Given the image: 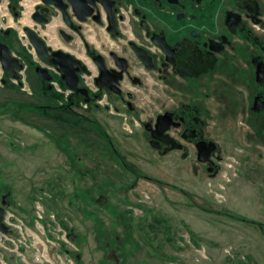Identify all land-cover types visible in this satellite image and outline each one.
Instances as JSON below:
<instances>
[{
	"label": "flooded vegetation",
	"instance_id": "obj_1",
	"mask_svg": "<svg viewBox=\"0 0 264 264\" xmlns=\"http://www.w3.org/2000/svg\"><path fill=\"white\" fill-rule=\"evenodd\" d=\"M6 3L8 13L0 16L8 23L0 24L3 85L26 86L27 72L38 64L52 76L46 80L37 71L48 92L67 97L61 107L81 113L82 103L89 111L93 102L136 116L149 154L176 161L195 179H217L229 145L238 160L255 152L264 159V0H74L85 21L72 8L65 18L56 7L46 24L33 17L43 0H0ZM25 27L81 61L79 86L88 89L90 101L66 85L60 66L41 59ZM18 36L28 40L25 55ZM2 44L19 58L22 67H13L18 76L4 69Z\"/></svg>",
	"mask_w": 264,
	"mask_h": 264
},
{
	"label": "rangeland",
	"instance_id": "obj_2",
	"mask_svg": "<svg viewBox=\"0 0 264 264\" xmlns=\"http://www.w3.org/2000/svg\"><path fill=\"white\" fill-rule=\"evenodd\" d=\"M7 25L6 22L2 23L3 27ZM21 30L18 29L20 35L23 33ZM18 40L22 47L20 51L25 55L28 40L24 36L23 40L18 36ZM32 66V73L31 69L27 72L26 86L17 85L18 90L2 88L0 80V189L5 192V186H10L13 192L10 197L0 195V205L5 207L4 220L6 219L7 224L5 221L4 223L9 227V232H0V264H13L12 252L17 260H21L18 264H76L73 251L75 256L76 252L81 254L83 264H107L101 251L92 253L96 243L90 241L93 233L88 230L93 229L97 221L110 228L112 209H86L81 195L92 192L91 182L87 185L90 178L78 175L71 179L60 174L58 168L55 169V164L65 167L66 158L57 145L47 139L44 131L35 129L38 126L50 128L40 121L39 111L36 114L28 108V103L33 100L39 103L42 100L36 95L25 96L34 93L28 76H38L35 68L38 64L33 63ZM83 80L85 82V78ZM90 105L89 111L85 103L80 107L84 109L83 112L95 110V117L105 122L109 129L107 131L126 155L125 159L131 170L144 175L136 179V190L129 193L130 200L144 203L151 210L175 221L177 241L164 243V249L161 250L168 252L165 257L168 256L169 260L165 259L164 262L163 255L156 254L155 245L148 244L145 234L141 235L144 240L141 238L133 245H126L127 260L132 261V264H264V159L255 152L247 161L241 158L238 160L232 145H229L219 177L214 181L195 179L190 172L180 170L176 161L157 159L149 154L140 142L141 127L136 116L132 117L126 112H109L103 107L97 111L96 104L90 102ZM82 126L85 129L90 127ZM58 127L56 130H60ZM51 130L53 131L52 128ZM69 132L60 130L58 137ZM96 136L89 139L91 144L100 146L101 140ZM101 138L105 140L103 136ZM229 139L232 141L231 134ZM34 142L39 143L38 148L31 147ZM105 149L102 146L101 151H106ZM113 164L108 162L107 174L100 173L98 180L108 185L107 192L112 195L114 202V194L109 187L125 190L133 181V174L128 170L124 171L119 163L115 166ZM230 164H233L232 168ZM111 165L112 170L109 168ZM92 169L101 172L95 165ZM51 178L59 181V187L63 191L76 194L77 207L70 206L63 197H55L54 192L49 189ZM45 180L47 185L44 186L49 188L39 191ZM53 200H59L58 205ZM187 201L196 207L183 206ZM142 209L136 208L135 213L142 214ZM95 213L98 214L97 217L93 216ZM33 214L35 219L26 222L27 217H34ZM51 214L57 219L51 218ZM59 215H62L68 228L58 219ZM152 217H148L150 223L154 221ZM75 223L83 233V238H88L85 242L89 245L85 248L81 243L77 247L73 241L68 240H72L69 228ZM151 230L155 237L161 234L154 223H151ZM196 234L206 237L207 241L197 239ZM134 235H138V232ZM25 248L30 251L24 252Z\"/></svg>",
	"mask_w": 264,
	"mask_h": 264
},
{
	"label": "crops",
	"instance_id": "obj_3",
	"mask_svg": "<svg viewBox=\"0 0 264 264\" xmlns=\"http://www.w3.org/2000/svg\"><path fill=\"white\" fill-rule=\"evenodd\" d=\"M49 30H50L51 38L52 37L54 38V36H56L55 28L52 27ZM43 36L46 37L45 35ZM30 73H32V71H30ZM28 77H29V83H31V85L33 86L34 93L28 95L26 94L25 96L36 95L37 98L38 97L40 98V101L42 100L39 103L32 99L34 102L32 101V103L31 102L28 103V108L34 111L35 113L39 111L40 114L38 112L37 113L41 115L40 121L44 122L45 124H47L48 127H50L47 129L45 127L43 128L38 126L35 127V129L44 131L47 139L55 143L59 148L60 153L66 158V162L64 165L65 167L55 164V169L57 170L58 168L61 171L60 174L67 175L71 179L76 178V176L78 175H80L81 177L86 176L87 178L88 177L90 178L87 181V185L92 184L93 186L92 192L89 191L84 192L83 196L81 195V197L83 198L81 200L83 201V205L86 206V209H90V210L99 209V208L101 209V207H104L107 210L112 209L111 211L112 225L110 226V228H108L107 225L97 221V223L92 227L93 229L88 230L93 233V239L90 241L91 242L95 241L96 243L95 244L96 249L94 248L95 251L92 250V253L101 251L104 257V261L107 264H132V261L127 260V258L125 257V249L127 247L126 245L128 244L133 245L137 243L138 240L140 241L141 238L142 240H144L143 237H141V235L144 236L145 234L144 237L145 238L147 237L146 239L148 244L153 246L155 245V248L157 250L156 254L157 255L162 254L163 261L165 259L169 260L168 256L165 257V253L168 252L165 251L162 252L161 250L164 249L163 248L164 243L167 244V242H171V241L175 243L177 241L176 238L177 235L175 236V232H174L175 221H172L170 218L164 216L158 211L151 210L150 208L146 207L144 203L143 204L137 203L136 200L135 201L130 200L129 193L133 192V190L134 191L136 190V186H137L136 181L138 180L139 177H143L144 175L143 174L141 175L139 174V172L137 173L136 171L131 170V168L129 167V163L126 161V159L123 158L122 155L120 157L118 156V154L114 149L120 150V148L118 147V144H116L114 138H112L111 134L108 132L109 129L105 126V122H103L102 120H98L95 117L94 115L95 110L91 112L78 113L71 109L61 107L62 104H65L67 102V97L63 95L61 96L60 94H57L55 91L53 94L52 92L51 93L48 92V88L46 84L42 80H40L38 76H34L33 74H30ZM1 87L10 88L11 90L19 89L18 86L13 87L10 85H2ZM100 110L101 109L98 108L97 111ZM5 112L6 111H4V113ZM1 113L3 114V111ZM82 125H85L87 127L90 126V127L89 129H85L86 127ZM57 126H59L58 128H60V130H68L70 132L68 134L65 133L66 135L62 137H58L60 130H56ZM51 128L53 129V131L51 130ZM78 128L80 129L79 131L80 134L78 132ZM37 134L39 133L37 132ZM95 134H97L98 136H96ZM91 136L93 137L96 136L98 137V139L101 140V144H100L101 147L98 145L91 144L92 143V141H90L92 139ZM102 136L104 137L105 140H102L101 138ZM102 146L106 147L107 150L106 149L105 150L107 152L103 150L101 151ZM31 147L38 148L39 143L34 142L33 146ZM108 162H113L114 163L113 166L119 163V165L124 169V171L128 170L130 171V173L133 174L132 175L133 181H135V182L132 181L130 184H128V187L126 186L125 190L123 189L119 190L118 188L116 189L114 186L109 187L112 190V193L114 194V198H115L114 202L112 199V195L107 192L108 188L106 187H108V185H104L103 183L99 182L100 180H98V177L101 175L100 173L107 172L108 168L106 166L108 165ZM94 165L97 166L98 169L101 170V172L98 173V170L92 169ZM109 168L112 170L113 169L112 165ZM96 171L98 174L96 173ZM46 182H47L46 180L42 182L43 186H40L39 191H44L45 189L47 190L49 188L48 186H44V184L47 185ZM89 182L91 183L88 184ZM49 184H50L49 189L54 192L55 197L59 196L61 199L62 197L65 198L66 201L68 200L70 206L72 205L75 207L78 206L76 205V202H78L76 194L74 195L73 192H69V191L65 192L63 191V188L60 189L59 181H56L55 178H51L49 180ZM5 189H7V191L5 192L4 190L0 189V195H3L4 198L5 195L7 196L9 195L10 197L13 193L12 190L10 189V186L8 187L5 186ZM121 194H125V195L122 196ZM53 202L58 205L59 200H55V201L53 200ZM187 202L186 203L184 202L185 205L183 206H188L189 208L196 207V206H192L191 202L189 203ZM174 203L175 201H173V206L175 208ZM140 207L143 208L142 210H144V212L141 211L142 214L135 213V209ZM93 216L97 217L98 214L95 213ZM149 216H153L152 218H154V221L152 220L151 223L152 224L154 223L157 226V229L161 232V234H159L156 237L154 232L151 230V223L148 221ZM34 219H35V215L32 218L27 217L26 222L29 221L31 222ZM58 219L62 222V224L65 225V227L68 228V224L64 221L62 215H59ZM76 225L69 228L72 233V241L76 244V246L81 243L82 247L85 248L86 245L87 246L89 245L86 244L88 242H85L87 241L88 238H83L82 236L83 233H81V231L79 230V226ZM142 228L144 230H142ZM170 230L171 232H169ZM137 232L138 235L135 236L134 234H136ZM137 236L138 238H136ZM196 237L199 240H206V237H202L199 234H196ZM195 239L193 238V240ZM23 251L29 252L30 250L25 248V250ZM76 253L77 254L75 256V251L72 252V255L76 258V262H77L76 264H83L84 262L81 258L82 257L81 254L78 255V252ZM12 256H13L12 257L13 264H18V261L19 263H21L20 262L21 260H17L15 258V254L13 252H12ZM179 264L181 263L179 262Z\"/></svg>",
	"mask_w": 264,
	"mask_h": 264
},
{
	"label": "water",
	"instance_id": "obj_4",
	"mask_svg": "<svg viewBox=\"0 0 264 264\" xmlns=\"http://www.w3.org/2000/svg\"><path fill=\"white\" fill-rule=\"evenodd\" d=\"M44 5H38L36 11L33 14V17L39 23H48L50 20V15L55 12V8H59L64 13L65 18H68L71 15V10L80 18L81 21L87 19V15H79L76 11V5L74 0H43ZM25 31L28 34L30 40L34 44L39 56L42 60L51 65H58L64 71L62 79L66 85L75 90L77 93L83 94L86 98V101H90L89 91L87 88H82L79 86L80 77L78 71L81 70V61L77 60L70 53H66L62 49H54L52 46H49L46 39H44L36 30L25 27ZM61 34L64 36L66 32L62 29ZM72 37H68L67 40H71ZM144 57L142 54H140ZM1 60L3 67L6 71L14 73L15 76H18L14 71L13 67L17 66L18 68L22 67V64L18 57L13 56L10 53V48L6 44H2L1 50ZM101 66L102 72L104 71V65L101 61L98 62ZM77 64L78 66H75ZM85 69V67H83ZM37 71L46 80H51L52 76L48 73L47 69H43L40 66L37 67ZM101 80V76L97 79V82ZM7 202V201H6ZM5 202V203H6ZM4 214L5 207L0 205V230L3 232H9V227L4 223Z\"/></svg>",
	"mask_w": 264,
	"mask_h": 264
},
{
	"label": "built area",
	"instance_id": "obj_5",
	"mask_svg": "<svg viewBox=\"0 0 264 264\" xmlns=\"http://www.w3.org/2000/svg\"><path fill=\"white\" fill-rule=\"evenodd\" d=\"M7 3L6 4H4V5H2V6H0V16L2 15V14H4V13H8V10H7ZM230 167L232 168L233 167V164H230ZM38 212V211H37ZM53 217V219H57L56 218V216L54 215V214H51V218ZM6 220V219H5ZM4 220V221H5ZM5 223H6V221H5ZM7 224V223H6ZM11 224V223H10ZM12 225V224H11ZM2 234L4 233V232H2V231H0ZM5 234V233H4ZM66 236V235H65ZM68 240H70V241H72L70 238H68ZM67 241V240H66Z\"/></svg>",
	"mask_w": 264,
	"mask_h": 264
},
{
	"label": "trees",
	"instance_id": "obj_6",
	"mask_svg": "<svg viewBox=\"0 0 264 264\" xmlns=\"http://www.w3.org/2000/svg\"><path fill=\"white\" fill-rule=\"evenodd\" d=\"M68 106L72 108V106H70V105H68Z\"/></svg>",
	"mask_w": 264,
	"mask_h": 264
}]
</instances>
